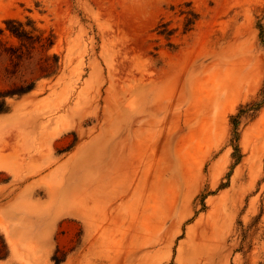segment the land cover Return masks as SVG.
<instances>
[{
  "label": "rangeland",
  "instance_id": "1",
  "mask_svg": "<svg viewBox=\"0 0 264 264\" xmlns=\"http://www.w3.org/2000/svg\"><path fill=\"white\" fill-rule=\"evenodd\" d=\"M27 18L60 72L0 114V264H264V0H0Z\"/></svg>",
  "mask_w": 264,
  "mask_h": 264
},
{
  "label": "trees",
  "instance_id": "2",
  "mask_svg": "<svg viewBox=\"0 0 264 264\" xmlns=\"http://www.w3.org/2000/svg\"><path fill=\"white\" fill-rule=\"evenodd\" d=\"M183 14H186L184 34H187L194 30L199 15L193 11ZM156 31L165 37H171L175 32L164 24H160ZM6 35L11 41L6 40ZM55 40L52 32L39 28L30 18L25 22L17 19L5 21V28H0V60L5 61L0 80L6 86L0 89V114L9 112V99H20L34 91L39 81L58 77L60 59L51 53ZM234 125H237L236 121Z\"/></svg>",
  "mask_w": 264,
  "mask_h": 264
},
{
  "label": "crops",
  "instance_id": "3",
  "mask_svg": "<svg viewBox=\"0 0 264 264\" xmlns=\"http://www.w3.org/2000/svg\"><path fill=\"white\" fill-rule=\"evenodd\" d=\"M126 147L124 146L123 143H118V168L120 167V164L122 163V155L124 154L125 152V149ZM118 195H119V191H118ZM85 226V234H84V242H83V246H87V244L89 243L90 239H92L93 237H103L101 235V233H99L98 235H95V227L96 226H93L91 225L90 223V220H88V224L84 225ZM27 237H30L32 239L35 240V242L41 246V248L43 249H46L48 247V243L46 242L45 239H43L45 237V235H43L41 233V231L38 232V234H34V233H27L25 234ZM99 244V245H98ZM79 252V251H78ZM77 251L74 252V255H72V258H74L76 256V254L78 253ZM95 252L98 253V254H101V253H105L106 252V249L104 247V242L102 240H98L97 241V248H95Z\"/></svg>",
  "mask_w": 264,
  "mask_h": 264
},
{
  "label": "bare ground",
  "instance_id": "4",
  "mask_svg": "<svg viewBox=\"0 0 264 264\" xmlns=\"http://www.w3.org/2000/svg\"><path fill=\"white\" fill-rule=\"evenodd\" d=\"M13 247V246H12Z\"/></svg>",
  "mask_w": 264,
  "mask_h": 264
}]
</instances>
